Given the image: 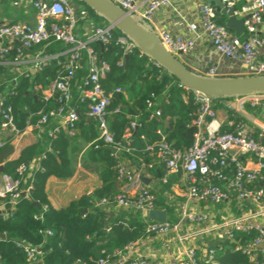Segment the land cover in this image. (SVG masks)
Wrapping results in <instances>:
<instances>
[{
	"label": "built area",
	"instance_id": "1",
	"mask_svg": "<svg viewBox=\"0 0 264 264\" xmlns=\"http://www.w3.org/2000/svg\"><path fill=\"white\" fill-rule=\"evenodd\" d=\"M121 9L131 15L139 16L142 20H151L154 13L164 6H169L171 0H147L145 6L140 9L135 0H110ZM228 6H233V0H224ZM3 0H0V8ZM35 10L33 22L14 21L0 23V63L6 56L15 51V56L9 63L20 66L27 62L33 63L31 70L24 69L20 75L28 77L42 69L49 56H32L30 50L39 44L47 41H58L66 46L61 52L67 59L63 62L65 70L56 79L52 80L45 88L35 85L33 90H41L43 99L54 100L55 107L47 111L40 110L39 118L34 127L43 129L49 121H56L54 133L62 128L70 136L76 133L79 113L72 104L71 84L75 68L80 65L82 52L87 53L85 88H80V101L89 100L87 105V118L93 120L98 129V136L94 142L101 141L105 146H113L116 152L125 149L131 152L135 148L132 145V131L140 126L136 120L130 122L126 128L122 144L114 139L110 127V114L108 106L111 103L115 92L125 91L121 87L112 90L104 88L110 66L102 60L98 53L90 46L96 42L101 46L109 43L113 38L115 27L108 23L104 26H82L79 25L80 18H86L84 7H76L72 0H30ZM199 26L187 23L188 30L192 36L172 34L164 28H157L155 34L161 45L171 54L192 52L197 44V39L205 35L212 46L213 52L220 58L231 60L242 66L240 75H264V0H252L251 4L242 8L241 17L248 15L244 20V30L247 36L240 39L232 36L225 25L216 23L217 10L214 6L204 2L198 7ZM80 34V33H79ZM116 43L121 46L122 56L117 65L123 66L125 57L137 47L135 42L125 34L116 37ZM138 48V47H137ZM143 53V52H142ZM25 57V58H24ZM27 57L31 60H25ZM52 58V57H51ZM150 59L153 66L161 67L155 60ZM205 76H218V70L210 67L206 70ZM178 86L186 90L183 98L185 101L191 99L197 105V115L192 120L196 132L192 144L185 150L172 147L165 140L162 131H158L160 139L147 145L146 150L154 153L155 162L146 163L140 160L139 169H130L124 161L117 165L119 180L122 181L120 191L114 196L117 206L132 208L147 218V212L156 208V195L142 179L141 170L153 168L154 164H161L164 173L161 176L162 182H167L168 176L181 170L186 177L187 198L195 201H208L211 204L229 205L235 198L239 213L222 217L221 221H215L210 213L184 210L180 220L176 223L153 221L147 222L145 230L147 235H166L177 231L181 222L187 221L190 224H205L199 229L178 234L177 240L180 244L182 255L171 264H199L196 254V247L185 246V241L199 234H210L216 232L222 241L234 239L235 232H255V237L246 247H235L252 256L255 250H260L264 258V132L255 130L249 125L241 108H233L234 119L229 117L220 118L213 103V98L197 91L186 88L180 82ZM13 90V89H12ZM10 90V93H12ZM164 95V94H163ZM154 97V94H152ZM241 97V96H240ZM244 101L252 106L259 105L264 98V92L252 93L242 96ZM164 100H167L163 96ZM154 102L149 100L148 105ZM229 105V104H228ZM117 111V109H116ZM160 109L155 108L150 117H159ZM28 123L26 127L29 126ZM223 124L234 126V131H221ZM0 126L9 130V140L0 139V150L7 144H11L23 130H20L15 121L11 105H5L4 98H0ZM93 142V143H94ZM115 152V153H116ZM247 154L256 160V168H249L242 155ZM33 163H22L16 168V176L0 173V211L5 217H9L14 210L16 203L23 197L28 196L32 188ZM257 182H260L258 185ZM109 203L106 198L100 199L97 204ZM247 206V210H245ZM48 208L44 205L35 218H42V213ZM51 235V230H46ZM235 240V239H234ZM262 244V247L259 245ZM137 242L127 244L123 249H114L104 252L103 256L97 259L94 264H148L147 261L137 253ZM16 247L25 255L28 264H42V251L40 247L28 242L17 241ZM221 249V248H220ZM215 250L209 248L207 260L210 264H218L214 259Z\"/></svg>",
	"mask_w": 264,
	"mask_h": 264
},
{
	"label": "trees",
	"instance_id": "2",
	"mask_svg": "<svg viewBox=\"0 0 264 264\" xmlns=\"http://www.w3.org/2000/svg\"><path fill=\"white\" fill-rule=\"evenodd\" d=\"M72 3L76 7H84L87 14L86 18H80L78 21L81 26L79 33H82L83 25L104 26L109 23L82 1L72 0ZM226 19L225 15L217 12L216 23L225 25ZM228 30L234 34L232 30ZM121 34L123 33L115 28L114 38L109 43L101 46L93 42L90 46L102 60L109 63L110 70L104 79V88L112 90L118 86L133 94L129 100L125 93L115 92L108 111L111 112L110 127L114 139L122 144L125 143L123 135L130 122L136 120L140 123L136 131L133 130L131 134L132 145L135 149L126 152L122 148L116 154L107 149L101 141L91 144L87 158L99 169L101 186L91 194L71 201L64 208L56 209L50 205L45 192L48 178L50 176L68 178L73 173L72 159L69 156L71 142L79 136L88 141L98 136L95 123H88L86 119L89 100L82 102L79 99L80 88L87 87L84 85L87 74V53L83 51L81 63L74 70L71 84L72 104L77 108L80 116L77 122L80 132L70 137L64 131H59L49 136L48 145L38 142L27 146L21 150L17 158L8 160L4 164L3 173L15 177L16 168L20 164L37 163L32 169V188L28 196L16 203L11 216L5 217L0 211V235H5L4 239L0 238V264H28L23 252L16 247L17 241H28L40 247L42 264H94L104 255V252L123 249L127 244L147 236L146 223L153 222V220L144 218L140 212L132 208H124L111 221L108 219L105 207L116 206L114 196L120 191L122 185V181L118 178L117 165L126 158L137 164L140 163L139 158L146 163L155 162V154L146 150V146L160 139L158 133L160 130L165 135L166 142L172 147L180 150L188 148L196 132L192 120L197 115V105L191 99L185 101L183 96L186 90L178 86L179 81L163 67L153 66L149 57L137 47L127 55V62L125 61L123 66H118L117 62L122 56V49L115 40ZM237 37L244 39L246 31L244 30V33ZM33 48L43 49L45 54L57 56L51 58L32 77L19 75L13 87L11 85L13 75L2 77L0 71V98H4L5 105H11L14 121L20 130H23L28 123H35L39 118L40 110L47 111L56 106L54 100L45 101L42 91H34L33 87L40 84L45 88L47 84L65 72L62 64L67 57L59 54L66 48L64 44L50 40ZM14 56L15 51H11L6 59L12 60ZM230 76L234 75L222 77ZM8 87L13 89L12 93L10 90L7 91ZM163 96L167 100H164ZM235 97L237 96L214 98L215 108L220 106L221 101ZM149 100L154 102L150 106L148 105ZM155 108L160 109L161 115L150 117ZM247 109L250 110L249 107ZM164 120H167L166 125H164ZM49 123L51 121L44 128L52 130L53 125L48 127ZM234 130V126L229 128L222 125L221 127L222 132ZM148 171L157 177L155 168L148 169ZM257 184L259 185L260 182ZM168 186L169 184L165 187ZM152 191L156 192L153 189ZM160 192L162 193L163 189ZM102 198L108 199L109 203L98 205L97 202ZM201 202L208 203V201ZM44 205L48 208L43 211L42 218H35L34 215L39 213ZM157 205L166 211L168 222L176 223L180 220L181 213L168 202L165 203L163 197L156 198V207ZM214 205L219 208L226 204ZM229 205L234 213H239L235 198ZM247 208L245 206L244 209L247 210ZM46 230H51L52 234L47 235ZM254 237L255 232H235V242L206 241L208 243L204 245L203 251L196 250L199 264H210L206 261L209 248L215 250L214 259L218 264H262L264 258L260 250L253 252L252 259V256L242 252L241 249H235L237 246L246 247ZM124 264H129V262Z\"/></svg>",
	"mask_w": 264,
	"mask_h": 264
},
{
	"label": "crops",
	"instance_id": "3",
	"mask_svg": "<svg viewBox=\"0 0 264 264\" xmlns=\"http://www.w3.org/2000/svg\"><path fill=\"white\" fill-rule=\"evenodd\" d=\"M147 0H135V2L142 9ZM233 6L235 7V14L237 17H241L240 11L242 8L247 7L251 4L252 0H233ZM206 2V0H171L169 6H164L157 10L151 20H142L139 16H134L143 26L148 30L155 32L157 28H164L169 30L172 34H181L184 36H192L193 34L188 30L187 23H193L199 26V10L198 7L201 3ZM207 3V2H206ZM216 8L214 4H212ZM223 15V14H222ZM226 16V15H225ZM227 17V16H226ZM35 20V10L33 9L30 0H3L0 8V23L5 22H14V21H25L33 22ZM229 31V30H228ZM234 33V32H233ZM241 33H244L241 32ZM240 33V34H241ZM232 36L234 34L230 33ZM78 35L81 37V33ZM247 36V33H246ZM32 56L42 55L49 56L54 58L57 55H48L45 54L43 49H34L30 50ZM60 55H63L59 53ZM176 57L180 62L187 66L190 70L195 73L205 75L206 70L210 67H215L218 70V76H240L242 71V66L239 63H235L231 60L220 58L217 56L213 50L209 39L205 35H201L197 39V44L195 49L189 53H180L176 54ZM25 58V57H24ZM49 59V60H50ZM27 61L31 60V57L26 59ZM46 64L48 63V61ZM10 59H5L0 63L1 76H12V87L16 82L17 77L20 75V71L24 69L31 70L33 68V63H26L24 65L15 66L9 63ZM45 64V65H46ZM44 66V65H43ZM42 66V67H43ZM23 75V74H22ZM34 74L29 75L32 77ZM40 85V84H37ZM9 89V87L7 88ZM125 96L127 99H131L133 94L130 91H125ZM241 99L245 100L242 96H237L233 99L226 101H221L220 106L217 107L218 116L220 118L231 117L234 112L233 108H241V111L245 114V118L249 125L255 130V133L259 131L264 132V98L261 100L259 105L252 106L249 102L244 101L242 106L239 104ZM229 104L231 107H228ZM250 108V110L247 109ZM88 123H95L93 120L87 118ZM167 120H164V125H166ZM35 123H30L23 132L15 140L12 141L11 145L14 146V152L9 159H15L19 156L21 150L32 144L46 143L49 144V136L55 135L57 133L53 132L54 127L56 126V121H51L49 123L53 128L37 129L34 127ZM96 125V124H95ZM226 127L231 128L227 124H223ZM50 130V131H49ZM60 131H66L62 128ZM80 132V129L77 126L76 133L73 136H76ZM9 130L0 126V139L8 141ZM97 138V137H96ZM95 138V139H96ZM85 140L82 136L76 138L71 142L69 147V156L72 159V175L68 178H58L56 176H50L45 185V192L48 198L50 205L56 209H61L69 205L73 200L78 199L83 195L91 194L95 189L101 186V179L99 176V169L95 166L94 163L90 162L87 158V152L89 147L95 141ZM95 143V142H94ZM9 145V144H7ZM106 147V146H105ZM119 150L116 152V154ZM246 165L254 169L256 168V160L250 157L247 154L242 155ZM141 160L140 158L138 159ZM130 166V169H139L140 163H135L132 160L126 158L123 160ZM33 163V162H32ZM37 165V163H33ZM157 165V167H156ZM153 168H145L141 170L142 176L148 178L147 185L153 189L156 195V198L163 197L165 203L168 202L171 206H174L181 214L184 210H192L196 212H206L210 213L215 221H220L222 217L230 214H236L232 211L230 205H224L217 208L214 204L201 201H195L187 198L185 194L186 190V177L185 174L179 170L177 173L170 174L168 176L167 182H162L161 176L164 173L163 166H158L156 164ZM156 169V172L160 171V176L155 177L148 169ZM168 187H165L168 185ZM163 189V192L160 191ZM157 209L163 210L160 207ZM124 208L121 206H106L105 211L108 214L109 221L112 220L114 216L118 214L120 210ZM239 211V209H238ZM143 216V215H142ZM167 216V214H166ZM264 222V218H262ZM205 224H190L187 221H183L180 224V227L177 231H172L166 235H147L145 238L137 240V253L140 254L148 264H171L174 260L179 259L182 255L180 249V244L177 240V235L186 233L192 230H196L204 226ZM206 241H217L222 242L216 232L210 234H199L195 235L193 238L185 241V246L196 247L198 251L204 250V245L208 242ZM264 264V263H262Z\"/></svg>",
	"mask_w": 264,
	"mask_h": 264
},
{
	"label": "water",
	"instance_id": "4",
	"mask_svg": "<svg viewBox=\"0 0 264 264\" xmlns=\"http://www.w3.org/2000/svg\"><path fill=\"white\" fill-rule=\"evenodd\" d=\"M96 13L103 16L116 29L120 30L129 39L135 42L136 46L145 55L155 60L169 74L175 77L186 88L201 92L211 98L223 96H243L252 93L264 92V75H240V76H205L198 74L186 67L178 60L176 55L169 53L159 42L156 34L143 26L133 15L121 9L110 0H80ZM210 5L216 6L217 12L226 15L225 26L237 36L244 31V20L248 17H237L235 7L228 6L224 0H206ZM181 52H179L180 54ZM127 62V56L125 57ZM228 107H231L227 104ZM136 131V129H135ZM107 149L116 152L113 146H106ZM14 152V146L9 144L0 150V173H3L4 164ZM160 176V171H157ZM142 181L147 184L148 178L141 176ZM147 218L153 221L163 222L167 219L166 211L154 209L147 212ZM5 238L4 234L0 235ZM235 242V240H230ZM262 247V244L259 245Z\"/></svg>",
	"mask_w": 264,
	"mask_h": 264
},
{
	"label": "rangeland",
	"instance_id": "5",
	"mask_svg": "<svg viewBox=\"0 0 264 264\" xmlns=\"http://www.w3.org/2000/svg\"><path fill=\"white\" fill-rule=\"evenodd\" d=\"M78 26H80V25H78Z\"/></svg>",
	"mask_w": 264,
	"mask_h": 264
}]
</instances>
